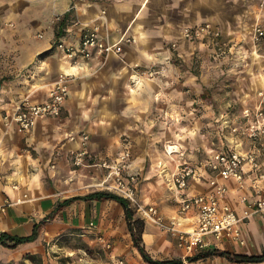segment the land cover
I'll return each instance as SVG.
<instances>
[{
	"label": "crops",
	"instance_id": "crops-1",
	"mask_svg": "<svg viewBox=\"0 0 264 264\" xmlns=\"http://www.w3.org/2000/svg\"><path fill=\"white\" fill-rule=\"evenodd\" d=\"M262 1L0 0V63H7L5 54L10 49V63L18 71L30 65L23 77H0V234L29 236L58 203L108 190L102 169L73 166V154L82 147L84 135L90 161H115L128 149L127 175L139 200L156 206L167 220L179 219L178 229L194 230L195 211L179 213V194L169 181L179 167L192 165L196 174L181 194L208 193L212 174L205 159L211 153L234 147L257 151L253 141L224 129L221 119L241 123L242 109L257 105V93L264 92V43L255 48L251 40L253 27H264ZM69 11L72 19L61 39L66 45L77 46L88 28H96L106 43H117L122 37L131 41L120 43L119 54L73 62L62 49L51 50L55 21ZM204 23L227 42L220 45L228 54L219 63L231 89L220 85L216 75L218 62L212 60L216 57L210 41L217 38L212 33L197 41L183 38L185 27ZM44 53L40 62L32 63ZM61 76L68 78L69 93L59 116L37 119L31 130L22 133L6 124L4 116L21 101L44 102ZM132 77L139 79L136 85ZM169 146L174 150L171 155L165 151ZM259 162L264 172L263 156ZM244 177L243 187L235 180L221 181L228 189L225 202L240 216L258 198L252 188L255 174L246 168ZM93 185L100 188L86 190ZM89 224L112 239L113 261L146 264L132 244L122 206L112 200H77L65 206L40 229L35 241L19 245V251L35 250L45 236L65 227ZM142 238L157 260L264 264L233 263L222 257L188 263L185 259L199 251L188 252L150 221H145ZM242 239L244 244L211 239L204 250L260 256L264 211L245 220Z\"/></svg>",
	"mask_w": 264,
	"mask_h": 264
},
{
	"label": "built area",
	"instance_id": "built-area-1",
	"mask_svg": "<svg viewBox=\"0 0 264 264\" xmlns=\"http://www.w3.org/2000/svg\"><path fill=\"white\" fill-rule=\"evenodd\" d=\"M211 33L217 39L220 37V33L212 31L209 24L186 27L183 30V38L187 41H195ZM251 40L256 46L264 43V27L261 24L253 27ZM130 41V38L122 37L117 43H106L100 39L96 28H88L81 34L77 46L61 42L57 48L62 49L70 60L76 62L80 58L89 60L94 57H106L113 53L119 54L121 52L120 43H129ZM67 81V77L61 76L47 99L42 103H33L29 100L21 101L12 114L4 116L6 124L22 133L31 130L37 119L59 116L69 93ZM131 81L136 85L139 79L132 77ZM257 97L259 100L257 105L242 109L241 123L232 124L226 118L221 120L224 129L229 130L233 136L247 137L253 141L260 154L256 150L243 151L236 147L211 153L205 159V165L212 174L209 181L211 191L208 193L181 194L188 188L191 179L196 174L197 170L192 165L185 164L179 167L169 181L170 186L179 194V213L182 215L190 210L195 211L196 227L192 231L178 229L179 219L177 221L176 219L167 220L156 206L141 203L132 177L127 175L131 166V153L128 149L121 151L115 161H90L86 149L88 136L84 135L82 147L73 154V166L76 169L81 167L102 169L106 174L107 189L110 192L126 199L129 205L138 212L141 219L152 222L162 231L174 236L178 245L184 247L188 252L206 249L210 246L211 239L221 242L227 238L244 244L242 224L252 213L264 211V185L260 184L264 180V172L259 162V157H264V92L259 91ZM165 151L171 155L174 150L169 146ZM246 168H250L255 174L256 178L252 188L258 198L249 205V209L244 212V215L240 216L225 202L228 189L221 181L235 180L243 187ZM119 264H123V261L120 260Z\"/></svg>",
	"mask_w": 264,
	"mask_h": 264
},
{
	"label": "rangeland",
	"instance_id": "rangeland-1",
	"mask_svg": "<svg viewBox=\"0 0 264 264\" xmlns=\"http://www.w3.org/2000/svg\"><path fill=\"white\" fill-rule=\"evenodd\" d=\"M261 5L264 6V0L262 1ZM59 21L60 20L58 19L55 21V26L58 24ZM54 42L55 37L52 42V46ZM225 42L222 41L221 37H219L218 39L211 40L210 49L213 50L211 51V53L213 55L215 54L216 57L215 59L212 58V60L218 62L215 63L218 64L215 66V68L218 69L216 75L218 76V80L220 82L219 84L227 88L229 87V89H231V81L229 82L225 80V78L228 77V74L225 72V69H223L222 65L219 63L220 61H223L222 59H224L228 54H225V49H223L224 51H221L220 48V45H223V43ZM215 44L218 45L215 46ZM212 46H215L216 48L213 49ZM253 46L255 48H259V46H256L254 44ZM5 56L7 63H0V77L2 75H5L4 77L6 79L13 80L28 74L30 65H27L23 69H21V71H18L19 68H15L13 66V62L10 63L13 59V52L10 49L7 50ZM39 56L40 54H38L34 58L32 63L40 62L42 58ZM221 81H224L225 83L222 84ZM87 188V191H92L94 189L97 190L100 187L93 185ZM141 203L145 204L143 201H141ZM132 209L134 208L132 207ZM135 218H140L136 210ZM45 237L46 238L40 241L38 247L35 250L33 249L21 252L19 251V246H17L16 248H12L11 244L3 246L4 250L0 248V264H119V261H113L110 258L112 239L107 236L105 230L97 229L94 224H89V226L86 225L85 227H65L58 234L54 236ZM31 255L35 256L34 260L31 258ZM122 261L123 264H126L124 260Z\"/></svg>",
	"mask_w": 264,
	"mask_h": 264
},
{
	"label": "trees",
	"instance_id": "trees-1",
	"mask_svg": "<svg viewBox=\"0 0 264 264\" xmlns=\"http://www.w3.org/2000/svg\"><path fill=\"white\" fill-rule=\"evenodd\" d=\"M72 19V11L65 13L58 24L55 27V42L52 46L51 50L57 48V45L61 43V39L66 35V29L70 24ZM44 54H40L39 57L43 58ZM77 200H97V201H106L112 200L119 203L125 215V221L127 224V230L131 237L132 244L134 248L137 250L142 260L146 264H183V261L180 259H163L157 260L153 259L149 253L147 252L145 245L143 243L142 234L144 231L145 221L141 218H135V210L129 205V202L120 197L119 195L109 192V191H97L90 193L83 197H72L66 199L57 204V206L42 220L36 223L33 227L32 233L26 237H19L9 235L7 233L0 234V245L7 246L12 245V248H16L17 246L25 243L33 242L37 239L39 231L42 227H44L47 223L53 220L54 216L58 214L65 206L77 201ZM210 257H222L226 258L230 262L233 263H254V262H263L264 261V250L260 256H246L242 254H234L224 250L212 249V250H202L196 253L193 256L187 257L185 260L188 263L197 262L199 260H205ZM31 258L34 260L35 256L31 255Z\"/></svg>",
	"mask_w": 264,
	"mask_h": 264
}]
</instances>
